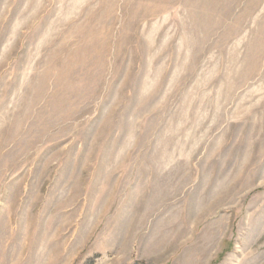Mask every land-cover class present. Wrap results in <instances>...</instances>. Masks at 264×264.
I'll use <instances>...</instances> for the list:
<instances>
[{"label":"rangeland","instance_id":"374dc122","mask_svg":"<svg viewBox=\"0 0 264 264\" xmlns=\"http://www.w3.org/2000/svg\"><path fill=\"white\" fill-rule=\"evenodd\" d=\"M0 264H264V0H0Z\"/></svg>","mask_w":264,"mask_h":264}]
</instances>
